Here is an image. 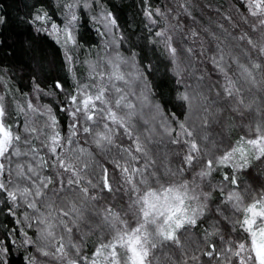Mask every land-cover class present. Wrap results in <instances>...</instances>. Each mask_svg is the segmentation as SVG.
Segmentation results:
<instances>
[{
	"label": "trees",
	"instance_id": "obj_1",
	"mask_svg": "<svg viewBox=\"0 0 264 264\" xmlns=\"http://www.w3.org/2000/svg\"><path fill=\"white\" fill-rule=\"evenodd\" d=\"M252 6L247 0H0V107L2 125L11 134L2 159L0 264L34 263L47 249L52 256L85 264L96 248L112 238V223L106 220V225L87 235L83 225L73 224L69 214L56 210L68 196L74 201V194L85 196L96 211L112 201L123 205L115 186L119 179L134 188H147L138 184L146 185L144 172L140 178L122 176L125 160L120 157L132 155L138 159L133 166L144 171L147 158L155 160L156 151L165 149L177 174L163 178L160 172L156 183L161 184L172 176L180 183L207 161L213 163L215 158L198 149L203 142L193 131L189 105L183 99L192 90L198 92L197 84L217 115L213 133L221 139L219 151L237 142L264 139V18ZM260 6L264 8V0ZM109 15L118 32L112 26L104 28ZM237 47L242 53L238 59ZM172 50L179 70L169 57ZM189 55L192 75L182 70ZM241 66L250 70L251 81L260 83L261 89L246 87L249 81ZM98 70L110 99L123 95L131 101L133 94L116 79L129 71L138 78L141 87L137 82L135 88L146 91L149 108L161 112V120L155 117L157 125L165 123L166 139L147 143L142 120L130 133L132 119L123 123L125 129L123 125L114 129L109 143H94L95 128L102 137L109 132L84 120L86 116L74 115L69 104L78 93L92 89ZM253 109L260 111L259 119ZM51 138L56 144L49 151ZM138 140L145 146L141 153L133 150ZM193 144L197 157L191 153ZM211 148L206 149L212 152ZM245 148L247 167L236 172L216 166L209 171L205 187L212 195L207 213L195 225L177 231L170 244L154 249L150 262L161 264L159 258L165 254L168 264H209L212 257L202 252L235 250L248 240L241 221L249 201L264 190V154L256 159L250 147ZM82 154L89 155L92 163L82 161ZM58 164L67 168L66 175ZM153 164L161 170L159 162ZM156 183L149 181V189ZM11 192L13 197L8 195ZM226 192L237 193L240 202H227ZM80 201L77 197L74 202L76 210ZM41 217L48 225L43 239Z\"/></svg>",
	"mask_w": 264,
	"mask_h": 264
},
{
	"label": "rangeland",
	"instance_id": "obj_2",
	"mask_svg": "<svg viewBox=\"0 0 264 264\" xmlns=\"http://www.w3.org/2000/svg\"><path fill=\"white\" fill-rule=\"evenodd\" d=\"M247 2H250L255 6H252L254 8L253 11L258 13L260 18H264V8H261L260 0H247ZM100 21H102V17L100 18ZM103 26L104 28L112 26L114 31H119L117 24L111 15L108 17V22L103 23ZM110 45L112 46V50H115L116 45L114 46L113 43ZM235 49L239 52V56L238 53L235 52L236 59H238L241 57L242 53L240 52L241 50L239 47ZM174 51L173 53L170 52L171 56L169 57L175 67L179 70V62L174 54ZM187 57L189 60L185 59L186 61H184L182 70L188 71L192 75L193 72L190 68L191 56L189 55ZM224 60L221 59V62H225ZM114 61L116 60L113 59V62ZM107 67L111 70L113 64L111 62L110 64L107 63ZM99 70L95 73L96 82L92 85V89L85 94H82L81 92L80 94L78 93L72 100V103L69 104V110L73 111L74 115H80L81 117L86 116L84 120H92V124H96V127L104 126L105 131L109 132L107 137H102V134L97 130L98 128H95L96 132L94 137H96V139H94V143H96V141H103V144L108 142V140L110 141L114 134V129L118 126L121 127L122 125L125 129L126 127L123 123L132 119L133 121L130 133H135L137 130L135 122L137 121L140 123V120H142L143 128L141 133H143L144 141L148 143L151 142V139H166L164 136L167 135L165 132L166 127L162 126L165 125V123L158 121L157 125L156 121V117L160 119L161 112L157 108H149L150 106L148 100H146V91L141 90L140 88H135L137 82L138 86L141 87L138 78H134L132 72L129 71L125 77L121 74L116 79L121 83L123 82L125 89L133 94L131 101L125 99L123 95H121L122 99H110L108 93H106L102 88V81L105 77L104 75L99 74ZM240 70L242 71L241 73L244 75L246 74V82L249 81V85L246 87H252L255 89H258L259 87L260 89L262 88L260 83L251 81L252 77L249 76L250 70H248L245 66H241ZM124 73H126V71ZM96 86L97 88H95ZM200 88L201 87L197 84L198 92H196V90H192V93L190 92L186 95V97H183V99H185L189 105L187 114L190 120L193 118L192 123L195 125L193 131L203 142V144L198 146V149L201 152L204 151L206 154H210L213 158H215L216 160H213V163L207 161V164H205L201 169L193 171L189 177L182 179L179 183L177 179L173 182V176L167 181L162 180L165 174L166 176H175L177 174V170L174 169V165L169 160L170 156L165 149H159L156 151L155 160H149V158H147L144 171L142 169L138 170L133 166L135 163H138V159L132 158V155L123 156L120 157V159L123 158L125 160V169L122 172V176L125 178H133L135 175H138L140 178L141 173L144 172L145 176L148 175V178L146 177L147 180L145 179V182L147 183L146 185L141 182L138 184H144L142 187L147 188H134L131 187V184H127L124 180L119 179V182L115 183V186H117L121 191L120 194L122 195L123 205L112 201L109 205L101 204L105 207L101 206L99 209H102V211H96V208L94 210L90 204L92 202L85 196L82 194H74L72 195L75 197L74 201H72L70 196H68V198L62 202V206L56 210V212H65L69 214L70 218L73 219V224L77 223L79 225H83V228L85 230L87 229V235L94 233L99 225H106L108 223L106 220L112 223L113 234L110 235L112 238L110 240L108 239L109 241L107 243H104L100 247L96 248L92 255L87 260H84L85 264H153V261H150L154 249L156 250L159 245L170 244L175 238L177 231H181L182 227L185 225H195L198 219L207 213L208 204L212 195V193H210L211 191L205 187L209 171L214 170L216 166L231 167L236 172L245 169L248 165V158L245 153V147L247 145L254 152V157L256 159L261 154H264V139L262 138H253L246 141V144L244 142H237L236 146H231L229 149L226 148L224 149V152L219 151L221 148L218 145L219 142H221V139L213 133V131H215L214 128L218 125L217 115L214 111L208 108L204 94L200 91ZM104 93H106L108 98L104 95ZM96 111L97 115L94 116ZM252 112L257 119L260 118V111L253 109ZM3 115L4 114L0 107V190L3 188L1 178L3 177L4 166L2 159L9 149L11 140V134L6 131L2 125ZM80 131L83 132V128H80ZM138 141L133 146V150L141 153L142 148H145V146L140 142V140ZM55 144L56 140L51 138L50 143L47 145L49 151L50 149H54ZM210 147H213L211 148L212 152H208L206 149ZM130 150L133 154L131 148ZM196 151L197 148L194 145L191 153L194 154L193 156L195 157H197L195 154ZM81 157L82 161L92 163L89 155L82 154ZM190 158L194 159L193 157ZM156 161L160 163L161 170L156 168L157 165L153 164ZM130 163L131 165H129ZM57 168L63 175H66L65 170L67 168H61L59 164L57 165ZM262 169L264 170L263 167ZM16 171L18 173L21 172L20 168H16ZM138 172L140 174H138ZM160 172L162 174L161 177H163L161 180L165 185L156 183L159 181ZM149 179H151L154 184L156 183L155 188L153 187L149 189V181H151ZM93 184L95 188L99 190L97 183ZM215 189L218 190L221 189V187L217 186ZM97 190H95L94 193H98L99 191ZM258 193H260V195L256 196V198L254 197L253 200H250L247 204L248 206L244 208L243 220L241 221L243 232L247 233L248 240L237 245L235 250L224 248L222 252L215 253L213 255L208 252H202L203 255L212 257L213 261H209V264H264V190ZM8 195L10 197L14 196L13 192L8 193ZM226 195L228 200L227 202L231 201L233 205L240 202V197L237 193L226 192ZM77 197L81 199L79 202L80 209L78 210H76L77 205H74ZM59 209L64 210L59 211ZM45 213L50 214L48 212ZM53 214H51V216H53ZM25 217H27V215ZM25 220H27V218H25ZM39 220L41 221L40 239H43L48 233V225L44 222L43 217L39 218ZM42 243L44 244V241H42ZM43 255L45 258L37 259ZM165 257L166 255L164 254L159 258V262L161 264L166 262ZM169 262L173 263L172 260H169ZM35 263L76 264L74 261L64 256H52L50 250L48 251V249L41 250L34 263L30 264ZM165 264L168 263L166 262Z\"/></svg>",
	"mask_w": 264,
	"mask_h": 264
}]
</instances>
